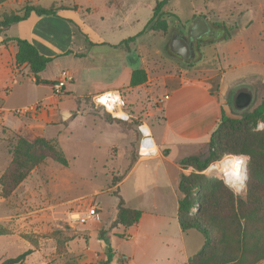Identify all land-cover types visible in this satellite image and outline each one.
<instances>
[{"label":"crops","instance_id":"1","mask_svg":"<svg viewBox=\"0 0 264 264\" xmlns=\"http://www.w3.org/2000/svg\"><path fill=\"white\" fill-rule=\"evenodd\" d=\"M16 1L33 2L43 8L55 6L57 9L52 15L31 12L27 18L10 25L0 34V152L4 153L2 137L5 133L56 138L55 132L60 133L61 127H86L87 117L94 123L97 116L93 113L92 97L106 90H119L126 99L130 120L146 124L155 149L150 154H140L137 150L132 160H126L124 170H119V178L113 188L127 207L140 210L141 215L131 226L118 225L110 230L113 234L115 231L128 234L125 238L133 246L127 264H140L138 259H143L144 264H186L189 257L202 247L204 238L194 228L182 230L177 219V202L182 196L178 183L180 174L185 171L180 160L188 155H197L207 145L222 111L228 114L231 83L238 85L233 98L242 88L253 93L255 86H264V0H257L255 7L248 8L244 5L251 3L250 0H232L237 6L244 7L229 15V22L234 24L229 37L224 38L226 32H223L222 37L201 38L204 40L196 48L193 61H185L175 54L178 60L169 59L171 66L162 74L148 67L145 53L138 48L142 30H132V24L139 19L126 18L129 10L132 9L130 13L133 16H138L142 5L146 6L149 16L142 23L145 28L157 0H86L87 5L77 2L53 5L56 0H43L50 2L47 6L40 4V0L10 2ZM94 14L97 15L95 18ZM205 19L210 25L217 26L220 32L224 26L227 27L226 23L217 20L212 23ZM125 26L131 29L127 35L124 34ZM146 33H161L166 41L163 31L148 28ZM132 36L135 39L129 44L120 45ZM5 37L10 40L4 45L1 42ZM14 38L28 40L41 54L50 58L39 73L40 82H35L27 67L15 63ZM170 40L167 41L168 46ZM255 45L260 57H249V49ZM132 46H136V51ZM208 47L213 49L210 60L207 58ZM137 68L144 70L146 79L131 85L132 71ZM244 69L252 72L249 73L250 80L259 76L260 81L239 84L241 78L236 75ZM63 72H67L71 79L60 93H55L53 84ZM18 79L24 81L17 82ZM16 87L21 100L9 103L8 99ZM5 89H8L7 93ZM165 95L167 99L159 105L157 101ZM36 104L41 105L22 114L13 112L16 108ZM140 114L150 117L157 114V121L153 123L160 124L164 132L176 139V143L171 144L169 136L155 137L152 123L139 121ZM102 122L111 130L119 124L115 120L113 123ZM49 129L53 131L49 132ZM91 144L99 146L100 143L92 141ZM173 145L181 151L188 148L189 151L174 155ZM106 147L110 148L111 159L117 160L120 148L111 143ZM4 167L0 168V174ZM114 196L118 203V196ZM117 203L105 224L114 220ZM98 208L100 213L101 207ZM146 248H149L148 257L143 254ZM111 251L109 264H120L114 250Z\"/></svg>","mask_w":264,"mask_h":264},{"label":"rangeland","instance_id":"2","mask_svg":"<svg viewBox=\"0 0 264 264\" xmlns=\"http://www.w3.org/2000/svg\"><path fill=\"white\" fill-rule=\"evenodd\" d=\"M10 1L12 0L0 3V17L4 13L19 10L24 4L17 3V1L11 3ZM250 1L251 3L244 6H247V8L255 7L258 3L257 0ZM73 2L87 5L86 0H56L53 5ZM39 3L47 6L50 2L40 0ZM244 6H237L232 0H170L162 8L168 25V30L165 33L166 41L163 40L161 33H146L148 28L146 26L143 28L142 23L149 16L146 6L142 5L138 16H133L130 13L132 9L129 10L126 12V18L128 20L132 17L139 19V21L132 24V30H142L138 40V48L145 53L148 67L154 69L155 73L162 74L171 66L169 59L178 60V57L171 52L167 45L172 33L187 30L192 21L196 19L194 17L196 15H201L212 23L215 20L226 23L227 29L230 31V29H234V24L229 22V15L231 13L234 15ZM245 13L248 14V11ZM93 16L95 18L97 15L94 14ZM129 28V26H125L124 34L129 33L131 30ZM227 29L224 28L220 34L211 35L210 38L222 37L223 32H226ZM204 39H199L196 48ZM132 47L136 51V46ZM249 50V57H260L256 45ZM212 53V47H208L207 58L209 60ZM179 62L182 63L181 60ZM249 73L252 72L245 69L237 73L236 77L241 78L239 84H248L252 80H257L255 82L260 81L259 76H253L250 80ZM228 80H226V83H228ZM20 81L23 82L24 80H17V82ZM237 87L238 85L231 83L228 89V98L232 97L227 103L228 115L233 118H240L245 111L254 109L264 96V86H255L250 105L244 110H238L234 105L232 96ZM17 90H19L18 87L9 97V103L14 104L21 100V94ZM92 108L93 113L97 116L94 123L87 117L85 122L88 125L86 127L78 126L73 129L61 127L60 133L56 134L57 132H55L54 137L57 138L59 146L65 154L67 165H61L50 158H46L19 183L9 196L3 197L0 188V261L25 250H30L22 264H96L106 252V245L114 250L113 253L117 260L122 254L130 256L133 244L125 238L128 234H124L125 232L123 231V233L122 230L121 234L116 233V231L113 234L114 232L112 233L109 230L110 223L105 224V222L113 215V209L117 203V198L114 196L117 191L113 188V185L119 178L120 173L118 172L124 170L126 160H132L139 148L141 137L138 128L139 123L135 120H122V122L118 120V127L111 130L102 121L113 123V120H109L113 117H109L108 113L100 107L94 106ZM156 116L158 117L157 114L152 117L140 114L139 121L152 123V133L155 137L168 138L169 136L168 139H170L171 144H175L176 139L174 137L164 132L160 124L153 123L157 121ZM263 128L264 123L258 121L252 130L259 131ZM48 131H53V129ZM2 140H4L3 146L5 149L4 153L0 152V168L4 165V170L11 159L9 146L17 141V134L5 133ZM92 141L99 142V146H92ZM107 143L117 145L120 148L117 160L111 159L112 154L110 148L106 147ZM188 149L181 151L173 145L172 153L176 155L189 151ZM115 153H117V150H115ZM197 155L201 159L207 157L209 155L208 145L203 146ZM233 157H235L234 159H244L245 181L241 191H237L226 184L219 164L221 161ZM215 163L216 167H210ZM248 163L249 156L246 154H221L218 155L216 160H212L208 164L209 167L207 166L202 171L188 165L182 166V169L185 170L182 173L186 175L202 174L208 178L221 180L223 185L231 190L234 195L244 197L249 179ZM117 164L120 166L118 167ZM260 179L264 182V171L259 173ZM90 198L101 207L99 219L70 225L67 221L68 213L81 209L85 201ZM195 212L196 208L193 207L191 214ZM148 249L146 248L143 253L146 254V257H148ZM138 261L140 264H144L143 259H138ZM257 264H264V260L259 261Z\"/></svg>","mask_w":264,"mask_h":264},{"label":"trees","instance_id":"3","mask_svg":"<svg viewBox=\"0 0 264 264\" xmlns=\"http://www.w3.org/2000/svg\"><path fill=\"white\" fill-rule=\"evenodd\" d=\"M6 0H0L4 2ZM170 0H157L147 28L155 31L168 30L162 8ZM56 7L43 8L25 2L19 10L4 13L0 17V34L10 25L17 23L31 12L37 15H52ZM203 17L201 15L194 16ZM216 25H221L216 23ZM224 28L227 29L226 26ZM227 29L224 38L229 37ZM135 36L124 39L125 45ZM10 38H3L6 44ZM16 45L15 63L28 68L36 83L40 82L39 73L44 70L49 57L41 54L28 40L14 38ZM146 75L142 69H134L130 84L144 82ZM6 93L8 89H5ZM110 117V115L108 114ZM121 121V119L110 118ZM258 121L264 123V96L251 111H245L240 118L230 117L223 111L216 128L210 134L207 145L209 155L200 158L188 155L180 160L182 166H193L196 170H204L218 155L246 154L249 156V179L245 196L234 195L221 180L208 178L202 174H180L178 187L182 196L177 202V219L182 230L194 228L204 238L202 247L189 257L186 264H257L264 260V182L259 180V173L264 171V128L253 131ZM10 162L0 175V188L3 197L9 196L29 173L44 159L50 158L61 165H67V159L57 139L42 136L17 134V141L9 146ZM117 181V180H116ZM118 196L117 212L110 223L109 230L118 225L135 224L141 211L127 207ZM195 207L196 212L191 214ZM30 250L0 261V264H22ZM112 258L108 246L103 257L96 264H109Z\"/></svg>","mask_w":264,"mask_h":264},{"label":"built area","instance_id":"4","mask_svg":"<svg viewBox=\"0 0 264 264\" xmlns=\"http://www.w3.org/2000/svg\"><path fill=\"white\" fill-rule=\"evenodd\" d=\"M71 77L67 72H63L57 81L53 84V89L55 93H60L63 89L65 83L70 80ZM167 95L164 98L159 99L157 102L162 104L165 99H167ZM92 103L96 107H100L105 110L111 117L121 119V120H130L131 116L127 112V102L125 97L119 90L110 89L103 92H100L92 97ZM41 104H36L23 108H16L13 110L16 114H22L32 109L39 107ZM144 127H147L144 123H140L138 128L142 134V138L139 141L138 152L140 154H150L154 151V148H151V144L148 143L150 138L149 131H146ZM152 140V139H151ZM153 143V142H152ZM148 144V145H147ZM154 145V143H153ZM145 147L146 152L142 150V147ZM216 167V163L210 165V167ZM209 167V166H208ZM99 208L97 204L92 200H86L81 209H76L70 211L67 215V221L70 225L76 223H86L89 220L99 219ZM129 261V257L127 255H120L119 263L127 264Z\"/></svg>","mask_w":264,"mask_h":264},{"label":"water","instance_id":"5","mask_svg":"<svg viewBox=\"0 0 264 264\" xmlns=\"http://www.w3.org/2000/svg\"><path fill=\"white\" fill-rule=\"evenodd\" d=\"M210 32V24L204 17H197L188 26L185 36H178L170 40L169 48L171 52L180 56L185 61L191 62L195 58V49L190 41H195ZM188 37V39L186 38ZM252 92L248 89L239 90L233 102L238 110L246 109L252 102Z\"/></svg>","mask_w":264,"mask_h":264},{"label":"bare ground","instance_id":"6","mask_svg":"<svg viewBox=\"0 0 264 264\" xmlns=\"http://www.w3.org/2000/svg\"><path fill=\"white\" fill-rule=\"evenodd\" d=\"M148 131L147 127H144ZM148 143L151 144V148L155 149L152 140L149 139ZM148 145V144H147ZM142 150L146 152L145 147ZM229 158L221 161L220 168L223 171V178L227 185L234 188L237 191H241L244 187L245 172H244V159Z\"/></svg>","mask_w":264,"mask_h":264},{"label":"flooded vegetation","instance_id":"7","mask_svg":"<svg viewBox=\"0 0 264 264\" xmlns=\"http://www.w3.org/2000/svg\"><path fill=\"white\" fill-rule=\"evenodd\" d=\"M187 31H188V28H187V30L185 29L183 31L181 30V31H178L176 33H172L170 38L173 39V38L178 37V36H185ZM217 33H220L219 28L217 26H214L213 24H211L210 25V32L207 33L206 35H203L201 38L210 37L211 35H216ZM186 38L188 39L187 36H186ZM201 38H199V39H201ZM199 39H197V43H198ZM190 42H191V44H193L194 49L196 50L197 43L195 41L194 42L190 41Z\"/></svg>","mask_w":264,"mask_h":264}]
</instances>
